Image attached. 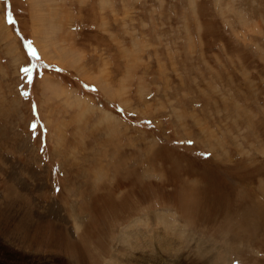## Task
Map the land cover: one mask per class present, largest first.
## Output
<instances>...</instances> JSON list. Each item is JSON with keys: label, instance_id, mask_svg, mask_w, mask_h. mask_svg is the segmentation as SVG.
<instances>
[{"label": "rangeland", "instance_id": "1", "mask_svg": "<svg viewBox=\"0 0 264 264\" xmlns=\"http://www.w3.org/2000/svg\"><path fill=\"white\" fill-rule=\"evenodd\" d=\"M134 227L264 264V0H0V264H121Z\"/></svg>", "mask_w": 264, "mask_h": 264}, {"label": "bare ground", "instance_id": "2", "mask_svg": "<svg viewBox=\"0 0 264 264\" xmlns=\"http://www.w3.org/2000/svg\"><path fill=\"white\" fill-rule=\"evenodd\" d=\"M65 91L67 90L64 89V92ZM105 115L107 116V119L108 118L110 119L109 114L106 113ZM159 217L163 218V216H159ZM150 230H151L150 228H147L145 230L141 228H135L134 230H129L123 234V236L121 237V240L124 243H126L127 252L125 251L123 253L122 258L124 257L126 258L122 259V261L118 260V263H121V264H160L159 260H160L161 254L168 255V252H171L172 250H177L178 247H180L179 243H177L178 241L176 242V240L174 239L172 240L173 236L170 237L167 232L161 233L159 229L157 228H155V230H152L153 232H149ZM149 233L153 235H149Z\"/></svg>", "mask_w": 264, "mask_h": 264}, {"label": "snow or ice", "instance_id": "3", "mask_svg": "<svg viewBox=\"0 0 264 264\" xmlns=\"http://www.w3.org/2000/svg\"><path fill=\"white\" fill-rule=\"evenodd\" d=\"M189 143H191V142L189 141Z\"/></svg>", "mask_w": 264, "mask_h": 264}]
</instances>
